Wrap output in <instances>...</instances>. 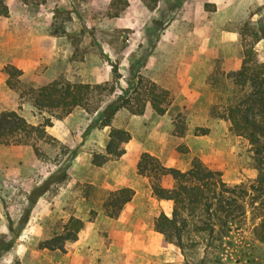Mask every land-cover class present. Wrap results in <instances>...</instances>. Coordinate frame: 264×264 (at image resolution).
<instances>
[{
	"label": "rangeland",
	"instance_id": "374dc122",
	"mask_svg": "<svg viewBox=\"0 0 264 264\" xmlns=\"http://www.w3.org/2000/svg\"><path fill=\"white\" fill-rule=\"evenodd\" d=\"M26 1L41 12L44 23L38 25L39 30L61 37L56 48L47 51L57 64L52 62V68L41 65L40 75L45 80L61 75L102 88L93 90L86 108L72 109L66 128L56 125L51 129L67 140L76 156L66 179L52 183L35 203H30V191L55 170L60 158L57 148L46 147V157L39 159L29 146L0 144V264H264V242L254 237L248 211L245 220L229 223V232L214 240L205 232L194 231L191 223L181 247L164 243L162 235L145 244L134 234L125 246L114 245L116 253L106 255L105 247L112 241V219L102 213V202L120 186L123 176L143 193L134 211L139 225L154 222L155 213L169 214L172 203L149 198V179L136 169L140 154L146 151L140 143L128 146L126 160L109 175L108 169L95 167L87 155L104 150L109 127L100 125L94 108L114 98L109 89L113 66H117L123 86L125 79L141 76L167 90L170 104L160 117L149 103L140 115L121 108L113 116L112 126L129 128L130 123L135 131L141 128L142 119L148 124L158 120L165 126L163 135L169 124L174 128L173 120L184 116L186 128L181 136L187 135L186 139L176 141L173 149L166 146L160 152L155 143L150 149H158L164 156L175 153L188 162L187 167L196 158L220 170L229 185L249 184L256 170L248 141L232 133L228 121L211 116L210 110L215 102L217 112L223 110L224 101L217 97L225 98L231 85L227 75L239 68L243 39L264 26V0ZM60 27L66 35L59 32ZM255 50L264 57V39L255 44ZM9 67L16 68L6 65L2 72L5 85L15 95H5L9 100L0 101V110L15 109L32 123L49 116L53 124L56 111L32 106L26 92L33 86L20 79L22 71L11 78L14 87L6 83ZM159 137L154 134L152 140ZM162 184L169 187L172 181L165 177ZM71 215L84 220L77 235L79 243L77 239L66 241L64 251L39 247L59 233Z\"/></svg>",
	"mask_w": 264,
	"mask_h": 264
},
{
	"label": "trees",
	"instance_id": "16d2710c",
	"mask_svg": "<svg viewBox=\"0 0 264 264\" xmlns=\"http://www.w3.org/2000/svg\"><path fill=\"white\" fill-rule=\"evenodd\" d=\"M26 2V0H22ZM59 10H55V14ZM8 7L5 0H0V15L6 16ZM59 32L67 34L65 28ZM57 33V30L56 32ZM264 39V26L256 27L243 39L242 58L237 70L230 72V88L225 98L217 97L223 102V110L217 112V103L211 106V116L228 121L229 130L248 141L252 150V159L256 170L255 178L249 184H227L220 170L212 169L198 159H193L189 168L182 171L164 166L159 159L149 152H142L136 164L137 174L149 179L152 196L157 199L172 201L170 215L160 212L154 219L153 228L163 236V242H173L181 247L182 237L189 224L193 230L205 232L210 240L229 232L231 222L246 219V213L253 221L254 237L264 242V57L258 56L255 44ZM113 82L109 91H114V98L95 107L101 126H109L107 141L102 152L91 154V163L102 166L105 162L119 158L125 152V144L130 133L124 127H113L111 121L115 113L125 108L132 114L143 113L146 103L159 115L170 104L169 92L159 89L154 82L144 80L141 76L125 79V86L120 82L117 66H113ZM21 71L9 67L6 83L14 87L11 78ZM117 89L116 91L114 88ZM100 84L72 82L59 76L51 82L27 89V97L38 110L56 111L53 117L61 119L75 107H87L94 89H101ZM52 125L49 116L42 121L32 123L15 109L0 110V144L23 145L31 147L39 159L46 157V147L57 148V166L44 181L30 191V203L42 195L52 183L66 179L67 170L76 156V150L61 143L52 136L47 128ZM174 133L181 136L186 128L184 116L173 120ZM205 133V132H204ZM165 176L171 178L172 184H162ZM134 190L129 186L118 187L108 193L102 202V212L109 218H116L123 205L131 199ZM84 221L80 217L69 216L59 233H54L39 247L64 251V243L77 238Z\"/></svg>",
	"mask_w": 264,
	"mask_h": 264
},
{
	"label": "crops",
	"instance_id": "0c3cea01",
	"mask_svg": "<svg viewBox=\"0 0 264 264\" xmlns=\"http://www.w3.org/2000/svg\"><path fill=\"white\" fill-rule=\"evenodd\" d=\"M5 3L8 7V14L6 16L0 15V96L3 94L2 97H0V101L9 100V97L13 98L15 95L14 92L5 85V79L2 69L6 65H13L17 69L22 71L20 79L26 82H30L33 88L41 87L59 76L55 75L56 77H50L49 79L45 80V78L40 75L39 67L41 65H47L48 68H52V62H55V65L57 64L58 60L52 57L50 54L48 55L47 51L49 53V50L54 49V47L56 48V46L54 45L55 43L57 45V40L61 38L60 36H53L50 33L39 30L38 25L43 22V20L39 16L41 12L39 10L37 11V9L35 8H31V3H27V1L24 2L22 0H5ZM48 23L50 25V22ZM59 50H61V47H59ZM44 56H48L50 57V59H44ZM59 61H61V59ZM3 86H5L6 88H3ZM5 95L9 97H6ZM70 114L71 113H68L61 119H56V121L50 127L47 128L48 132L52 136L59 139L61 143L65 144L66 146L69 145L66 142L67 140L63 138L62 135H59L57 132L52 131L51 129L54 130V127L56 125H60L63 127L65 126L66 128V123ZM132 116L135 117V115ZM156 116L160 117L159 114H156ZM144 121L145 120L142 119L141 128H138L135 131L130 129V123L129 128L128 125L120 126L124 127L129 131L130 139L125 144V152L119 158L108 160L102 165V167L108 169V175L114 172L120 162L124 161V159L126 160L128 146H131L132 143L135 141L140 143L141 148H144L146 152H149V150L153 152L152 155L156 156L164 166L174 167L182 171L188 169V162L184 160V158H180V156H177L175 153L171 154L170 156H164L160 153L162 152L163 147L167 146L170 147V149L177 147L178 142L176 141H183L184 139H186L187 135L185 137H179L175 135L174 131L173 135L171 133V130L174 128H172L171 124L167 126V130L162 135L161 129H163V131L165 129V126L161 125L162 122H158V120H156L155 123L148 124L144 123ZM154 134L160 135V137L158 139L152 140ZM154 143L156 144V148H160V152L156 148L153 149H156L157 151H152L150 149V144L153 145ZM91 154L92 153L90 152L87 153L89 157L91 156ZM77 158H79V156H77ZM98 168H101V166H99ZM165 177H163V179ZM169 179L171 178L169 177ZM119 185V187H132L134 193L131 199L123 205L118 216L116 218H111L112 222L110 225L109 237L112 238V241L110 247H105L106 255L110 253H116V251H113L114 245L118 244L125 246L124 244L126 243V239H130L134 234L139 235L140 238L142 237V240L145 244L151 243L152 239H159V235H161L160 233L154 230L153 221H151V223L149 224L150 226L148 225V223H146L144 226L139 225L138 221H135L134 211L137 205L136 203L143 197V193H141L139 190L135 189L132 185H130L129 180L125 176H123V178L119 181ZM149 198L156 202L159 201L160 203H172V201L170 200L157 199L152 196V194L149 195ZM170 213L166 214L170 215ZM154 215H156L155 217L158 216L156 213ZM140 222L141 224L145 223L144 221ZM79 240L80 238L77 239L75 242L79 243Z\"/></svg>",
	"mask_w": 264,
	"mask_h": 264
}]
</instances>
